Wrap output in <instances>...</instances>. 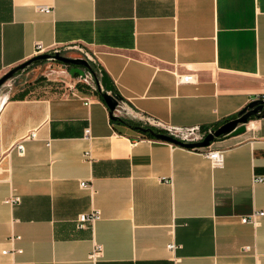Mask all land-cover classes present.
Here are the masks:
<instances>
[{
  "label": "crops",
  "instance_id": "1",
  "mask_svg": "<svg viewBox=\"0 0 264 264\" xmlns=\"http://www.w3.org/2000/svg\"><path fill=\"white\" fill-rule=\"evenodd\" d=\"M39 44L88 56L124 122L109 118L94 76L74 77L75 91L68 76L37 93H0V264H264V215L241 222L264 213V118L212 143L224 152L218 169L203 148L126 123L148 118L193 138L263 97L264 0H0V76ZM187 74L196 82L178 83ZM11 195L21 199L12 207ZM92 210L100 219L78 228ZM13 248L21 253L2 254Z\"/></svg>",
  "mask_w": 264,
  "mask_h": 264
},
{
  "label": "water",
  "instance_id": "2",
  "mask_svg": "<svg viewBox=\"0 0 264 264\" xmlns=\"http://www.w3.org/2000/svg\"><path fill=\"white\" fill-rule=\"evenodd\" d=\"M47 60H56L60 62L64 67L68 69V74L71 78L73 76L83 77L85 75V71H90L94 76L95 84L100 92V97L101 99H103L107 106L109 118L112 121H117L120 123L121 121L124 122L118 116L114 115L115 111L119 107L121 99L113 93V84L111 83L104 71L100 72V77L97 78L95 73L91 71L90 64L85 58H69L58 53L57 51H55V53L53 54L41 53L38 56H34L33 58L24 61L22 64L9 69L7 73L0 77V88L5 82L8 81V79L12 78L17 72L23 71L26 66L35 62ZM251 117L256 119L264 118V97H257L251 100L245 107L240 109L235 114L234 118L221 123L217 126V129L210 130L200 140L197 141H182L170 133H161L154 129L152 130L149 127H144L140 125L133 127V129L139 130L142 133L148 134L152 138L163 141L167 144L170 143L172 145H176L184 149H201L210 147L212 143L217 139L220 140L224 137H233L239 134H243L247 129L246 125L250 121Z\"/></svg>",
  "mask_w": 264,
  "mask_h": 264
},
{
  "label": "built area",
  "instance_id": "3",
  "mask_svg": "<svg viewBox=\"0 0 264 264\" xmlns=\"http://www.w3.org/2000/svg\"><path fill=\"white\" fill-rule=\"evenodd\" d=\"M38 9L40 11H43L45 13H49V8L48 7H38ZM55 51H57L58 53L61 54V50H46L41 44L35 46L34 48V54L35 56H38L39 54L41 53H55ZM85 59L88 60L89 57L88 56H85ZM92 76L93 74L90 72V71H85V75L83 77H80V76H73L70 80V84L72 85L71 89L73 91H75V84H74V80L76 77L77 80H81V81H88V80H91L92 79ZM177 81L178 83L180 84H183V83H193V82H196L195 81V77L194 75H191V74H187V75H183V76H180V75H177ZM75 94V93H73ZM264 97V96H263ZM85 102L84 104L87 106L89 104V100L87 99H84ZM154 124V121L148 119V118H143V126L145 127H148V126H153ZM210 130H208L209 132ZM85 132V135L88 136L89 135V130L88 129H85L84 130ZM36 138V133L34 132H29V134H27L25 137H23L22 139H20L19 141H17L15 143V145L13 146L15 150H17V152L19 154H23L24 153V146H23V143L26 142V140H34ZM202 138V137H201ZM200 138V139H201ZM198 138H185V139H180L182 141H197V140H200ZM209 147L207 148H203L204 151H203V156L209 160L210 162V165L213 169H218V168H221L223 166V163H224V159H223V150H220V149H217V150H212V149H208ZM254 183H262L263 182V178L261 177H255L254 180H253ZM80 187L81 188H86V189H90V186L82 181L80 182ZM20 198L17 196V195H11V196H8L5 200H4V203L9 205L10 207H12L13 205H16L20 202ZM264 215L263 212H260V211H253L251 212L250 215H247L245 217H242L241 218V222L242 223H247V224H253L254 226H257L259 224V221L258 219L260 217H262ZM100 219V213L99 211H96V210H92V212L88 213V214H81L77 217V220H76V225L78 228H82V227H85V226H89V227H93V225L95 224L96 221H98ZM19 239V237H13L10 242H13V240H17ZM178 247V245L175 243V242H172L171 244H168L167 245V249L169 252H173L176 248ZM100 246L98 244H95L94 246V251H93V254H92V259L94 257H97L99 256L100 254ZM245 250H248V249H245ZM21 253V249H18V248H13L12 250H3L2 251V254H10V255H13V254H20Z\"/></svg>",
  "mask_w": 264,
  "mask_h": 264
},
{
  "label": "rangeland",
  "instance_id": "4",
  "mask_svg": "<svg viewBox=\"0 0 264 264\" xmlns=\"http://www.w3.org/2000/svg\"><path fill=\"white\" fill-rule=\"evenodd\" d=\"M61 54L68 57V54L65 52H61ZM68 76V69L56 60H47L39 64L33 63L8 79V81L1 86L0 93H6L10 89H12V92L9 94V97L16 96L24 89L32 90L34 93H37L36 90L51 84L64 85L62 82H68ZM205 134V131L201 130L199 131V135H191V137L200 139Z\"/></svg>",
  "mask_w": 264,
  "mask_h": 264
},
{
  "label": "trees",
  "instance_id": "5",
  "mask_svg": "<svg viewBox=\"0 0 264 264\" xmlns=\"http://www.w3.org/2000/svg\"><path fill=\"white\" fill-rule=\"evenodd\" d=\"M40 62H43V61H39V62H35V63L39 64ZM90 68H91V71H92L93 73H95V75L98 73V70H97L93 65L90 64ZM234 116H235V115H233L232 117H234ZM232 117L223 120V122L232 119ZM251 119H253V117H251L250 120H251ZM223 122H221V123H223ZM119 123H120V122H119ZM126 123H127L128 126H130V127H132V128H133L134 126H137V125L130 124V123H128V122H126ZM218 125H220V124H216L215 126L211 127L210 130H215V129H217V126H218ZM151 129H152V130L154 129V130H156V131H158V132H161V133H166V132H164V131L157 130V129H155V128H151ZM208 129H209V128L201 127V130H204L205 133L208 132ZM143 134L146 135V136H147L148 138H150V139H154V138H152V137H151L150 135H148V134H145V133H143Z\"/></svg>",
  "mask_w": 264,
  "mask_h": 264
},
{
  "label": "flooded vegetation",
  "instance_id": "6",
  "mask_svg": "<svg viewBox=\"0 0 264 264\" xmlns=\"http://www.w3.org/2000/svg\"><path fill=\"white\" fill-rule=\"evenodd\" d=\"M235 117V116H234ZM234 117H232V118H234ZM134 127H136V126H134Z\"/></svg>",
  "mask_w": 264,
  "mask_h": 264
}]
</instances>
